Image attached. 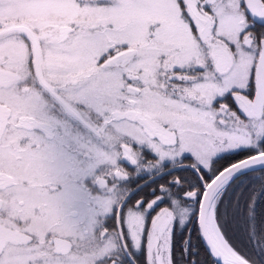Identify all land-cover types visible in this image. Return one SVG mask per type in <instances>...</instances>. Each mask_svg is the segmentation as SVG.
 I'll list each match as a JSON object with an SVG mask.
<instances>
[{
  "label": "snow or ice",
  "instance_id": "snow-or-ice-1",
  "mask_svg": "<svg viewBox=\"0 0 264 264\" xmlns=\"http://www.w3.org/2000/svg\"><path fill=\"white\" fill-rule=\"evenodd\" d=\"M0 264H264V0H0Z\"/></svg>",
  "mask_w": 264,
  "mask_h": 264
}]
</instances>
